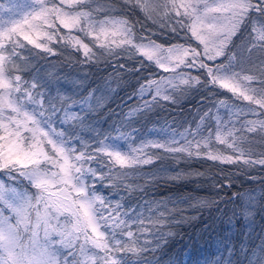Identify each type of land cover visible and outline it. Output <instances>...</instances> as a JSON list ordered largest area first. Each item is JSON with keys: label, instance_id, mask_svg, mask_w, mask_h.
I'll return each mask as SVG.
<instances>
[{"label": "snow or ice", "instance_id": "snow-or-ice-1", "mask_svg": "<svg viewBox=\"0 0 264 264\" xmlns=\"http://www.w3.org/2000/svg\"><path fill=\"white\" fill-rule=\"evenodd\" d=\"M136 10L167 29V44L158 43L155 32L144 34L143 25L137 29L139 21L128 15ZM4 12L0 264H154L177 209L169 200L147 199L144 185L125 184L129 176L155 186L160 179L205 175L142 172L166 158L177 165L197 159L264 170V150L252 147L257 139L264 146V0H30L26 6L10 0L8 7L0 4ZM68 49L82 56L81 64L115 61L114 70L140 74L143 82L129 97L138 103L123 114L115 136L83 134L86 127L95 131L87 121L103 106L95 89L77 99L60 89L53 95L51 74L26 78L33 59ZM120 57L135 66L119 63ZM74 83L82 88L84 82ZM217 89L231 99H217ZM192 92L207 93L195 128L166 124L148 138L132 126L162 102L176 104ZM122 184L144 191L143 202L129 207L123 196L102 191ZM225 249L227 259L222 255L215 264H233L234 249ZM258 251L249 264H264V238ZM242 253L249 256L243 246Z\"/></svg>", "mask_w": 264, "mask_h": 264}, {"label": "trees", "instance_id": "trees-1", "mask_svg": "<svg viewBox=\"0 0 264 264\" xmlns=\"http://www.w3.org/2000/svg\"><path fill=\"white\" fill-rule=\"evenodd\" d=\"M20 3V0H11ZM0 4L8 7L10 0H0ZM128 15L133 20H138L137 29L144 34L157 33L153 38L161 44H167L170 33L167 29L160 28L152 20L145 19L144 15L136 10L129 11ZM175 42V41H173ZM236 43L240 39L236 38ZM31 47V46H29ZM72 53L71 49L62 50L56 56L39 58L32 61L33 67L26 78L38 74L44 79H49L51 74L52 94L56 90L74 95V98L87 96L88 92L95 89L96 97H103L102 107L89 115L87 123L95 130L89 133L88 128L83 129L87 138L90 134L111 133L115 136L114 128L119 127L123 114L138 103L136 98H131L137 91L140 83L139 73H130L124 69L114 70L115 61L97 64H81L82 56ZM255 55V54H253ZM119 63L134 67V61L118 58ZM194 74V73H193ZM147 75V73H144ZM83 80V87L78 82ZM221 95L231 99L227 92L217 89ZM207 93L192 92L179 97V102L171 104L162 102L163 107H157L147 117H137L132 126L139 130L141 137L156 138V132L166 124L178 131L191 126L196 127L200 121L197 109L202 106L201 96ZM95 103V101H94ZM215 112V109H213ZM227 119L226 113H221ZM155 130V131H152ZM207 134V133H205ZM257 153L264 150L258 139L252 145ZM156 168L168 170L169 174L176 171L183 173L202 172L203 176L190 175L179 181H165L160 179L155 186L145 184L146 177L131 175L125 181L131 187L144 185L147 190V199L169 200L168 207H175L174 220L165 232L172 235L166 237V244L152 256L153 262L159 264H215L223 255L227 259L225 245L234 249L231 257L233 264H249V257L254 261L259 255L258 246L264 238V170L260 167L248 170H239L233 165H219L218 162L192 159L177 165L171 159H164L152 166H143L142 172H152ZM223 169V171H221ZM255 177V179H252ZM230 180V182H229ZM215 185V186H214ZM34 191V189H32ZM106 194L112 192L114 199L124 197V203L135 206L143 202L145 192L136 188L126 190L122 184L119 189H102ZM199 201H204L203 205ZM245 210L251 215L245 216ZM163 243V242H162ZM242 246L247 249L249 256L242 253ZM150 255V254H149ZM222 264V261H221Z\"/></svg>", "mask_w": 264, "mask_h": 264}, {"label": "rangeland", "instance_id": "rangeland-1", "mask_svg": "<svg viewBox=\"0 0 264 264\" xmlns=\"http://www.w3.org/2000/svg\"><path fill=\"white\" fill-rule=\"evenodd\" d=\"M29 3H30V0H20V3H18V4H22V5H25L26 6ZM0 16H2L4 19H8V14L6 12L0 13ZM221 113H225V112L223 110H221Z\"/></svg>", "mask_w": 264, "mask_h": 264}]
</instances>
